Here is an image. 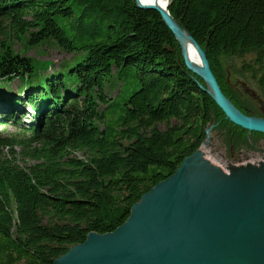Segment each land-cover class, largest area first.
Here are the masks:
<instances>
[{
    "label": "trees",
    "instance_id": "trees-1",
    "mask_svg": "<svg viewBox=\"0 0 264 264\" xmlns=\"http://www.w3.org/2000/svg\"><path fill=\"white\" fill-rule=\"evenodd\" d=\"M167 10L235 108L223 57L252 55L242 69L264 95V0H168ZM48 43L69 56L57 69L25 56ZM15 80L25 102L11 95ZM204 88L159 14L134 0H0V132L17 126L0 133V264H53L122 225L199 149L212 118L228 121Z\"/></svg>",
    "mask_w": 264,
    "mask_h": 264
},
{
    "label": "water",
    "instance_id": "water-1",
    "mask_svg": "<svg viewBox=\"0 0 264 264\" xmlns=\"http://www.w3.org/2000/svg\"><path fill=\"white\" fill-rule=\"evenodd\" d=\"M161 1L134 0L137 8L159 14L180 47L185 69L203 82L225 118L248 132L264 134V121L243 115L224 96L205 52L169 14L168 0ZM189 43L200 68L187 56ZM197 153L144 193L113 232L87 234L53 264H251L234 254L233 245L249 258L264 259V173L255 171L249 179L244 174L219 176L206 162L200 170Z\"/></svg>",
    "mask_w": 264,
    "mask_h": 264
},
{
    "label": "rangeland",
    "instance_id": "rangeland-1",
    "mask_svg": "<svg viewBox=\"0 0 264 264\" xmlns=\"http://www.w3.org/2000/svg\"><path fill=\"white\" fill-rule=\"evenodd\" d=\"M26 57H30L37 64L48 61L52 63L55 69L58 68L60 62L64 59H69V56L60 50H58L53 43H48L41 48H35L28 51L25 54ZM252 55H247L243 58L237 57H223L221 61V72L222 77L227 82V91L232 100L237 104V110L240 107L242 111L246 112L247 115L252 116L251 118L264 120V95L258 88L256 82L250 77V74L243 71V66L248 64L252 60ZM54 68H49L47 73H51ZM114 86V83L112 87ZM11 88V95L19 99L20 102H25V96L18 94L17 88L20 87V82L15 80L9 83ZM115 89H112V91ZM4 93L8 92L7 89L3 90ZM4 99H7L4 98ZM8 100V99H7ZM25 104V103H23ZM5 105V104H4ZM10 106V105H9ZM1 107V106H0ZM18 110L24 112V105L21 107L18 105ZM4 112L0 110V120L5 119V116L8 114H1ZM27 112V111H26ZM18 117V116H17ZM26 117H22L21 122L26 123ZM10 124L11 122H6ZM17 126H8V128L0 133L3 136H8L16 132ZM236 126L227 122H217L214 118L211 119L210 123L206 127V138L203 141V144L198 149L196 161L203 166L200 170L204 169V163H209L207 165L214 166L213 170L216 171L217 175L224 177H240L245 175L247 179L251 178L254 172L264 173V143L257 146L256 152L253 150H243L241 151L242 161L254 162V163H242L240 165H234L236 162H230L229 156L224 154L227 149V146L223 144V135L222 131L225 130H236ZM37 147V146H36ZM16 153H20L19 149H15ZM76 155L80 156L79 153ZM225 155V156H224ZM259 158V159H258ZM21 163V162H20ZM193 168L191 169V171ZM202 172V171H200Z\"/></svg>",
    "mask_w": 264,
    "mask_h": 264
},
{
    "label": "flooded vegetation",
    "instance_id": "flooded-vegetation-1",
    "mask_svg": "<svg viewBox=\"0 0 264 264\" xmlns=\"http://www.w3.org/2000/svg\"><path fill=\"white\" fill-rule=\"evenodd\" d=\"M240 107L238 108V111H240L245 116L252 117L250 115H247L246 112L242 111ZM237 128L239 129L235 128L236 130L222 131V134H226V135H223V141H222L223 144L227 146V149H226L227 152H225L224 154L225 155L227 154L229 156L230 162H236L234 163V165H240L242 163H254L251 161H248V162L242 161L241 160L242 156L240 153L243 150H253L254 152H256L255 149H257V146L264 143V134L258 133V132H248L240 127H237ZM203 141L201 145L203 144Z\"/></svg>",
    "mask_w": 264,
    "mask_h": 264
},
{
    "label": "bare ground",
    "instance_id": "bare-ground-1",
    "mask_svg": "<svg viewBox=\"0 0 264 264\" xmlns=\"http://www.w3.org/2000/svg\"><path fill=\"white\" fill-rule=\"evenodd\" d=\"M141 1L145 2V3H150L153 0H141ZM161 2H163V0ZM187 56L193 62V64L195 66H197L199 68L201 67L202 63L200 61V58L197 55V53L194 51V49L192 48V45L190 43L187 45ZM252 120L257 121V122L264 121V120H260V119H256V118H252ZM216 169H217V167H216ZM181 178H182V176H181ZM233 246L236 247V248L233 247V248H231V250L234 252V254L236 256H238L242 260L250 262L251 264H264V261H263L264 259L263 258L261 260H257V259H254V258H249V254L247 252L242 251L240 246H238V245H233Z\"/></svg>",
    "mask_w": 264,
    "mask_h": 264
}]
</instances>
